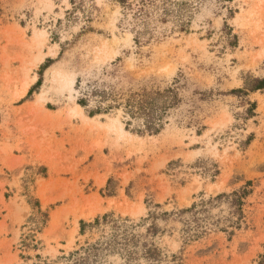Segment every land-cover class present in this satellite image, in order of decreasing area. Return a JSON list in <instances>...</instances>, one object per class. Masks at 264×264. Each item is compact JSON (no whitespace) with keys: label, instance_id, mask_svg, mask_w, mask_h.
I'll list each match as a JSON object with an SVG mask.
<instances>
[{"label":"rangeland","instance_id":"374dc122","mask_svg":"<svg viewBox=\"0 0 264 264\" xmlns=\"http://www.w3.org/2000/svg\"><path fill=\"white\" fill-rule=\"evenodd\" d=\"M0 264H264V0H0Z\"/></svg>","mask_w":264,"mask_h":264},{"label":"trees","instance_id":"16d2710c","mask_svg":"<svg viewBox=\"0 0 264 264\" xmlns=\"http://www.w3.org/2000/svg\"><path fill=\"white\" fill-rule=\"evenodd\" d=\"M116 2H118L119 4H121V5H125V4H127V0H115ZM142 1H144V0H142ZM83 101V100H82ZM82 101L80 102V103H82Z\"/></svg>","mask_w":264,"mask_h":264},{"label":"bare ground","instance_id":"6f19581e","mask_svg":"<svg viewBox=\"0 0 264 264\" xmlns=\"http://www.w3.org/2000/svg\"><path fill=\"white\" fill-rule=\"evenodd\" d=\"M25 90V89H24ZM24 92V91H23ZM23 94V93H22Z\"/></svg>","mask_w":264,"mask_h":264}]
</instances>
